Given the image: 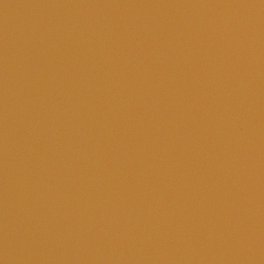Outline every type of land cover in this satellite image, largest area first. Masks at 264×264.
Here are the masks:
<instances>
[{
    "label": "water",
    "instance_id": "95a60500",
    "mask_svg": "<svg viewBox=\"0 0 264 264\" xmlns=\"http://www.w3.org/2000/svg\"><path fill=\"white\" fill-rule=\"evenodd\" d=\"M0 264H264V0H0Z\"/></svg>",
    "mask_w": 264,
    "mask_h": 264
}]
</instances>
